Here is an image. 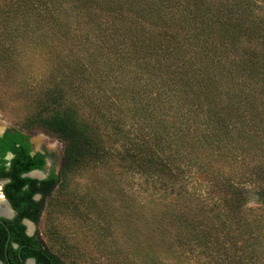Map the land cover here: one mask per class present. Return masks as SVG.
I'll list each match as a JSON object with an SVG mask.
<instances>
[{"label": "trees", "instance_id": "trees-1", "mask_svg": "<svg viewBox=\"0 0 264 264\" xmlns=\"http://www.w3.org/2000/svg\"><path fill=\"white\" fill-rule=\"evenodd\" d=\"M1 7L13 39L30 12L40 16L36 27L49 23L50 89L32 100L24 126L62 141L60 171L113 163L144 174L160 192L146 221L162 239L164 261L154 248L134 264H264V0H4ZM11 47L2 49L7 59ZM2 139L0 156L13 154L8 167L0 164L4 195L18 217L38 223L59 173L24 176L43 168L44 155H31L20 132Z\"/></svg>", "mask_w": 264, "mask_h": 264}, {"label": "rangeland", "instance_id": "rangeland-1", "mask_svg": "<svg viewBox=\"0 0 264 264\" xmlns=\"http://www.w3.org/2000/svg\"><path fill=\"white\" fill-rule=\"evenodd\" d=\"M3 3L0 0V18ZM24 13L18 12L20 17ZM30 13L29 26L19 25L21 31L14 39L6 31L11 26L0 22V131L24 128L36 144L45 143L57 157L59 182L43 200L36 232L66 264H134L147 261L154 248L158 262H163L162 239L150 235L146 221L148 208L160 192L144 174L122 171L113 163H92L63 174L59 170L62 141L45 129L24 126L35 104L32 100L50 89L55 63L49 23L36 27L40 16ZM6 47L14 50L11 59L3 54Z\"/></svg>", "mask_w": 264, "mask_h": 264}, {"label": "flooded vegetation", "instance_id": "flooded-vegetation-1", "mask_svg": "<svg viewBox=\"0 0 264 264\" xmlns=\"http://www.w3.org/2000/svg\"><path fill=\"white\" fill-rule=\"evenodd\" d=\"M5 132H9L10 134L20 132L29 144V152L31 155L36 153L44 155V165L40 169L43 173H33L34 175L30 178L42 180L47 179L52 172L56 175L59 173L56 169L58 160L54 151L50 150L45 143L36 144L32 140L31 134L24 129L6 127L0 131V149L4 146V140L2 138ZM7 153L12 154V152L6 151L3 156H0V164L4 163L8 167L13 154L10 158L6 159L5 156ZM6 182H8V178H0V197L4 200L6 197L3 186ZM36 196L41 197L39 193H36L33 195L34 200L40 199H36ZM7 201L5 200L6 205L11 211V215L0 214V264H56L55 260L50 256V249L43 243L38 232H36L35 224L37 223L26 217H18L16 209ZM27 222L32 224L31 230H29Z\"/></svg>", "mask_w": 264, "mask_h": 264}, {"label": "bare ground", "instance_id": "bare-ground-1", "mask_svg": "<svg viewBox=\"0 0 264 264\" xmlns=\"http://www.w3.org/2000/svg\"><path fill=\"white\" fill-rule=\"evenodd\" d=\"M0 214H5V215H11V211L6 205L5 200L0 197ZM29 230L32 229V224L30 222H27Z\"/></svg>", "mask_w": 264, "mask_h": 264}, {"label": "water", "instance_id": "water-1", "mask_svg": "<svg viewBox=\"0 0 264 264\" xmlns=\"http://www.w3.org/2000/svg\"><path fill=\"white\" fill-rule=\"evenodd\" d=\"M11 132H14V131H11ZM11 156H12L11 153H7V155L5 156V158L8 159V158H10ZM33 173H40V174H42L43 171L40 170V169H33V170H31V171L25 173L24 176L32 177V176L34 175ZM5 200L7 201V199H5ZM7 202H8V201H7ZM8 203H9V202H8Z\"/></svg>", "mask_w": 264, "mask_h": 264}, {"label": "built area", "instance_id": "built-area-1", "mask_svg": "<svg viewBox=\"0 0 264 264\" xmlns=\"http://www.w3.org/2000/svg\"><path fill=\"white\" fill-rule=\"evenodd\" d=\"M0 192H1V185H0Z\"/></svg>", "mask_w": 264, "mask_h": 264}]
</instances>
